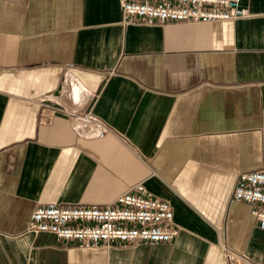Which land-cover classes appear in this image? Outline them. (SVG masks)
Wrapping results in <instances>:
<instances>
[{
	"label": "crops",
	"instance_id": "1",
	"mask_svg": "<svg viewBox=\"0 0 264 264\" xmlns=\"http://www.w3.org/2000/svg\"><path fill=\"white\" fill-rule=\"evenodd\" d=\"M207 23L124 19L121 0H0V264H264V228L234 199L264 169V0ZM114 133L92 138L66 113ZM143 183L174 209L170 242L81 248L28 230L39 205H108Z\"/></svg>",
	"mask_w": 264,
	"mask_h": 264
},
{
	"label": "built area",
	"instance_id": "2",
	"mask_svg": "<svg viewBox=\"0 0 264 264\" xmlns=\"http://www.w3.org/2000/svg\"><path fill=\"white\" fill-rule=\"evenodd\" d=\"M121 6L125 20L138 18L147 22L207 23L251 16L242 6V0H121ZM60 113L68 114L75 120L77 130L85 131L89 137L102 138L114 133L90 108L68 111L41 103L39 122L50 123ZM234 199L248 203L252 216L264 228V169L241 172L234 187ZM28 230L75 241L81 248L170 242L179 233L174 226L171 203L154 197L143 183L121 193L105 206L39 205L31 214ZM222 250L229 264H259L225 242Z\"/></svg>",
	"mask_w": 264,
	"mask_h": 264
}]
</instances>
